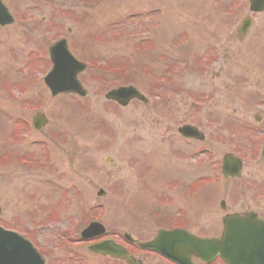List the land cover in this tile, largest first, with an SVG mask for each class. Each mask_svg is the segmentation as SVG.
I'll return each mask as SVG.
<instances>
[{
	"label": "rangeland",
	"instance_id": "374dc122",
	"mask_svg": "<svg viewBox=\"0 0 264 264\" xmlns=\"http://www.w3.org/2000/svg\"><path fill=\"white\" fill-rule=\"evenodd\" d=\"M225 1L5 0L16 20L0 27V224L27 234L46 264H124L79 240L93 219L127 247L124 232L144 240L161 228L189 225L197 234L218 235L225 213L264 209V160L253 154L256 138L264 140L255 130L264 124L255 118L264 116L255 110L264 107V71L248 64L252 45L264 51V13L251 14L248 0L236 11L238 0ZM224 9L235 13L224 16ZM249 14L254 21L242 38L237 28ZM27 15L36 20L23 23ZM60 37L89 63L79 75L85 97H51L39 79L32 85L50 67L48 47ZM208 54L217 66L206 67ZM106 63L109 70L99 68ZM6 78L27 97H11ZM120 84L138 87L148 103L106 101L104 93ZM10 98L42 108L43 132L31 128L21 137L30 128L22 119L34 114ZM183 123L199 126L206 140L183 139L177 131ZM245 133L253 134L252 144ZM236 147H247L256 161L240 177L224 178L221 158ZM22 157L32 162L23 164ZM149 176L153 186L144 185ZM99 189L106 194L97 196Z\"/></svg>",
	"mask_w": 264,
	"mask_h": 264
},
{
	"label": "water",
	"instance_id": "95a60500",
	"mask_svg": "<svg viewBox=\"0 0 264 264\" xmlns=\"http://www.w3.org/2000/svg\"><path fill=\"white\" fill-rule=\"evenodd\" d=\"M252 11L264 9V0H250ZM12 21L6 6L0 0V24ZM52 60L54 62L53 71L46 78L47 85L53 94L63 91H73L80 95H85V90L78 82L76 75L83 69V65L76 62L67 51L65 42H62L51 49ZM109 99L117 100L121 105L126 106L129 101L137 97L144 100V97L133 87H119L111 90L107 95ZM189 127H185L188 129ZM235 172L238 174L239 163L236 159L229 157ZM228 160L225 158L224 163ZM102 193V191L100 192ZM224 230L220 238L203 239L195 237L185 231L169 232L168 237L178 238L177 244L162 248L158 242L141 244L142 247H152L167 256L176 259L180 263L183 260L177 255L178 252H185L188 248L190 253L202 257H212L219 254L223 260L229 264H263L264 258L261 246L256 241L258 234L249 230L248 219L240 215H228L223 220ZM255 224H258L255 223ZM251 227H256L252 225ZM105 232V227L99 222H93L82 231V237H92ZM255 233V234H253ZM188 241V242H187ZM179 251H176V247ZM91 249L104 255H111L115 258L124 259L128 264H144L132 259L128 252L120 245L107 240L91 246ZM177 252V253H176ZM188 254V255H189ZM187 259V258H185ZM0 264H43V260L37 251L20 235L15 232L6 231L0 228Z\"/></svg>",
	"mask_w": 264,
	"mask_h": 264
},
{
	"label": "flooded vegetation",
	"instance_id": "af4514ba",
	"mask_svg": "<svg viewBox=\"0 0 264 264\" xmlns=\"http://www.w3.org/2000/svg\"><path fill=\"white\" fill-rule=\"evenodd\" d=\"M34 119V118H33ZM33 119H32V122H33ZM226 209H227V206H226ZM246 211H255L256 212V214L258 215V217H260V218H263L264 219V209H260V210H258V211H256V210H245V211H240V213H243V212H246ZM156 234H154L153 236L151 235V237L149 238V239H147V240H150V239H152V238H154V236H155ZM116 238H118L117 236H115ZM123 238L125 239V240H127L128 242H130L125 236H124V234H123ZM132 245H137L138 243H137V241L136 242H130ZM153 254H156V253H153ZM157 255V254H156ZM159 258H161V262H158V264H177L176 262H173V261H171V260H168L167 258H164V257H161V256H159V255H157ZM191 261H192V264H215L216 262H218V261H220L219 260V258H217L215 261H213L212 263H207V262H205V261H203V260H201L200 258H197V257H192V259H191Z\"/></svg>",
	"mask_w": 264,
	"mask_h": 264
}]
</instances>
